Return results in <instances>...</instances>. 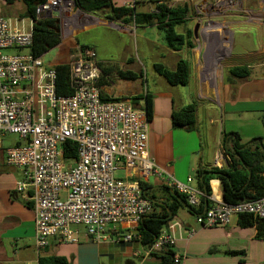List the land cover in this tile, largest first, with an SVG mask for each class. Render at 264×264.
Here are the masks:
<instances>
[{
    "label": "built area",
    "instance_id": "obj_1",
    "mask_svg": "<svg viewBox=\"0 0 264 264\" xmlns=\"http://www.w3.org/2000/svg\"><path fill=\"white\" fill-rule=\"evenodd\" d=\"M36 12L38 19L58 13L54 18L61 21L62 31L73 30L71 1L47 0ZM26 18L0 16V50H29L25 55L0 53V147L7 135L18 136V142L6 148V163L20 170L14 192L35 211L36 246L45 248L52 238L77 243L81 227L89 239L101 241L107 229L124 226L127 231L119 233L118 240L131 242L153 210L141 183L160 174L148 152L147 111L130 98L103 99V66L89 46H77L68 55L64 63L72 93L60 95L56 65L30 51L34 19ZM65 143L75 145L76 159L64 157ZM225 156L219 153L216 164ZM121 169L126 176H116ZM192 181L170 176L171 187L198 209L204 193ZM243 214L264 219V197L237 203L221 200L196 212L195 218L201 226L215 227ZM176 225L169 222L152 244L145 245L147 255L175 245ZM182 261L176 254L174 264Z\"/></svg>",
    "mask_w": 264,
    "mask_h": 264
},
{
    "label": "crops",
    "instance_id": "obj_2",
    "mask_svg": "<svg viewBox=\"0 0 264 264\" xmlns=\"http://www.w3.org/2000/svg\"><path fill=\"white\" fill-rule=\"evenodd\" d=\"M159 1L168 3L167 0ZM19 3L22 4L23 10L19 7ZM141 4H149V1L116 2L114 0L116 7H134L137 11H140ZM200 8L203 9V6ZM24 11L25 5L22 1L10 4L6 0H0V16L15 17ZM149 11H154V4H151L148 11L140 12ZM99 12L96 14H101ZM109 15L110 13L105 14L101 19L109 20ZM201 19L202 17H198L195 24L198 25V20ZM113 22L106 26L116 31V37L105 41L100 38L74 41L72 37L67 36L70 32H63L60 28L61 39L64 34L69 38L62 39L65 46L60 50L61 60L52 64L64 63L72 50L83 45L92 47L97 52L98 59L104 67L106 64L109 66L117 63V59H122L121 63L127 66L122 67L124 70L143 72V77L137 80L120 79L123 82H119L122 90L117 93L119 95L117 97H131L145 93L152 96V116L148 124V152L160 174L154 173L144 179L145 196L162 205L172 203L175 194L170 184V176L184 183H187L188 178L191 177L193 181L190 184L199 189L196 179L198 168L210 170L213 167L231 165L230 155L233 154L232 149L237 140L232 133H238L241 138L240 143L245 146L255 141L254 144L264 147V21L255 23L249 43H242L232 54L234 63L229 68L247 66L250 75L243 79L233 78L232 82L225 80L215 92L206 90L200 77L197 79L194 75L195 65L197 66L200 61L199 42L196 47H185L175 51L168 48L165 42L158 43L154 36L149 34V30L157 28L156 26H137L122 20H116L115 24ZM189 23L188 17L186 29L184 32L180 30V33L187 32ZM205 24L204 21L203 26H206ZM197 29L201 36L206 32L201 25H198ZM108 34L111 36L110 33ZM195 39L198 41L197 37ZM133 42L137 51L136 57L133 54ZM110 53H115L118 58H113ZM180 58L190 62L191 80L186 86H173L155 71L154 63L162 62L169 69L174 70ZM149 69L152 76L151 84ZM187 86L190 88V95ZM103 90L107 94L109 86L103 85ZM192 102L197 104L196 127L192 130L174 127L173 111ZM135 106L145 108V100H138ZM6 137L0 147V264H39L41 256H63L71 264H158L160 262L154 254L147 255V247L137 236L131 242L118 240V234L127 231L124 226L116 230L107 229L101 241L89 239L81 228L80 240L77 243H58L52 238L49 246L38 249L35 237V211L31 204L23 201L21 196L14 192L16 182L20 178V170L6 163V148L9 147L5 145ZM228 147L230 150L225 156L226 160L217 165L216 157L222 152L221 148L225 151ZM123 171L126 176L127 172ZM210 186L212 189L210 202L204 204L203 210L215 202L224 201L220 180L212 179ZM156 210L158 211L159 208ZM198 211L199 208L192 210L185 206L179 209L170 221L177 223L173 230L176 242L172 248L177 255L183 256L181 264H264V238H256L255 227H241L238 223L239 217H233L226 226H201L195 218ZM136 231L137 229L134 231L135 234ZM212 248L216 250L211 253ZM230 250L244 251V254L232 255L228 253Z\"/></svg>",
    "mask_w": 264,
    "mask_h": 264
},
{
    "label": "trees",
    "instance_id": "obj_3",
    "mask_svg": "<svg viewBox=\"0 0 264 264\" xmlns=\"http://www.w3.org/2000/svg\"><path fill=\"white\" fill-rule=\"evenodd\" d=\"M22 1L25 5V11L22 16L34 19L33 25V44L31 53L35 56L45 55L49 50L57 47L61 43L60 25L57 18H37L38 5L47 0H6L7 3ZM76 7L81 8L88 13H97L99 11L110 9L108 18L112 21L122 20L125 23H134L137 26H156L162 33L164 42L171 50L180 51L185 47L194 46L192 39L195 36L194 29L187 30L186 33L177 31V27L186 26L188 23L190 7L187 3L183 5L171 6L164 1H154V11L140 12L134 7H116L114 0H71ZM83 46V45H82ZM115 71L120 79L137 80L143 77V72L137 73L132 70H123L115 66L104 67L105 76L102 77L101 84L108 85L109 74ZM155 71L163 76L167 82L173 86H186L191 80V64L185 58H180L174 70L169 69L162 62L154 63ZM57 70V91L60 95H70L72 88L69 79V67L62 63L56 65ZM250 75L247 66H232L228 69L225 80L232 82L233 78H246ZM108 76V77H107ZM120 98H130L133 104L138 100H145V109L148 119L152 116V96L148 93L134 95L131 97H112L104 93L107 100H119ZM197 104L192 102L181 109L172 113L174 127H185L192 130L196 127ZM237 140L233 146L231 154L232 163L229 167H213L210 170L198 168L196 173L197 185L204 193L199 211L205 208L209 203L212 194L210 181L219 179L223 188V199L227 203H237L243 200H259L264 197V147L258 144L243 145L240 143V135L232 133ZM64 157L76 159V147L72 143L64 144ZM144 189V183H141ZM173 201L170 204L162 205L153 201V210L146 215L138 226L139 232L136 236L144 245L152 244L162 233L164 227L176 216L179 209L185 206L195 210L187 202V196L173 189ZM159 208L157 211L156 209ZM238 223L241 227H255L257 230L256 238H264V219L255 217L253 214L240 215ZM216 249L212 248L210 252ZM229 254H244V251H228ZM160 259L158 264H174L176 252L172 247L166 248L161 253H155ZM39 264H71L63 256H41Z\"/></svg>",
    "mask_w": 264,
    "mask_h": 264
},
{
    "label": "rangeland",
    "instance_id": "obj_4",
    "mask_svg": "<svg viewBox=\"0 0 264 264\" xmlns=\"http://www.w3.org/2000/svg\"><path fill=\"white\" fill-rule=\"evenodd\" d=\"M148 1L149 4H141L140 11H148L151 8V4H154V1L156 0ZM116 2H119V0H116ZM167 2L171 6L183 5L185 3L189 5V30H193L198 17H202L201 20H198V25H201L206 32L201 36L197 29L196 33L198 41H196L195 37L192 39L194 47L198 45V42L200 43V49H198V57H200V61L197 66L195 65L194 75L197 79L200 77L206 90H210L211 92L217 91L220 88L221 83L225 81L229 66L234 63L232 54L236 52V49L239 48L242 43H249L250 33L254 31L256 24L264 21V0H167ZM18 5L21 7V10H23L22 4L19 3ZM200 6H203V9L200 8ZM72 7L74 14V19L72 20L73 30L70 32V35L67 36L72 37L74 41L78 39L86 41L94 38H100L103 41H105V39H115L116 31L111 30L106 26V24H109L110 22L112 23L113 21L106 18L105 21L101 19L103 15L110 13V9L102 10L99 12L101 14L97 15L96 13L85 12L81 8L76 7L73 2ZM22 15L23 13L17 14L15 17ZM57 16L58 13H55L54 17ZM204 21L206 22V26H203ZM113 23L115 24V21ZM104 24L105 26H103ZM116 24L119 25V23ZM59 25L61 28V21L59 22ZM123 26L124 25H121V27ZM184 29H186V26L177 27L178 32H180V30L184 32ZM108 33H110L111 36ZM149 34L154 36L158 43H164L163 33L157 28L149 30ZM67 36L65 34L62 35V39L65 40L66 38H69ZM62 39L60 45L49 50L44 55V59L47 63H55L61 60L60 50L65 46ZM132 47L133 54L136 57L137 51L134 42ZM72 51L74 52V50ZM28 52V48L18 47L0 50V53L4 55H25L28 54ZM110 56L118 58L115 53H110ZM117 60V63L109 64V66L106 63L105 64L107 67L115 66L117 69L127 67L125 64L123 65V63H121L123 62L122 59ZM108 76L109 79L107 86H109V90L108 93L105 94L117 97L119 96L117 93L122 90L120 88V83L123 82L117 75L115 68ZM151 77V70L149 69L150 84ZM186 89L190 95V88L187 86ZM6 138L5 145L7 146H12L18 142V136L16 135L10 134L7 135ZM206 141L207 140H205V142ZM229 150V147L225 151L221 148L224 155H228ZM115 174L118 177H123L124 171L118 170ZM81 228L84 229V227Z\"/></svg>",
    "mask_w": 264,
    "mask_h": 264
},
{
    "label": "water",
    "instance_id": "obj_5",
    "mask_svg": "<svg viewBox=\"0 0 264 264\" xmlns=\"http://www.w3.org/2000/svg\"><path fill=\"white\" fill-rule=\"evenodd\" d=\"M65 1H71V0H65ZM71 2H73V1H71ZM74 3V2H73ZM49 17H52V15H50ZM42 18H46V17H41V19ZM197 28H198V25H196V27H195V29H194V32H195V37H197ZM59 31H60V29H59ZM139 232V230L137 229V231H136V233H138Z\"/></svg>",
    "mask_w": 264,
    "mask_h": 264
}]
</instances>
